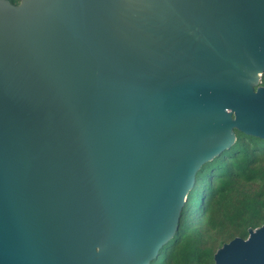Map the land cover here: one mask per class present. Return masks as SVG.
I'll list each match as a JSON object with an SVG mask.
<instances>
[{"label":"water","instance_id":"water-1","mask_svg":"<svg viewBox=\"0 0 264 264\" xmlns=\"http://www.w3.org/2000/svg\"><path fill=\"white\" fill-rule=\"evenodd\" d=\"M263 75L264 0H0V264H150ZM248 231L214 264H264Z\"/></svg>","mask_w":264,"mask_h":264},{"label":"trees","instance_id":"trees-1","mask_svg":"<svg viewBox=\"0 0 264 264\" xmlns=\"http://www.w3.org/2000/svg\"><path fill=\"white\" fill-rule=\"evenodd\" d=\"M263 223L264 139L237 131L236 143L197 173L178 231L150 264H214L218 248Z\"/></svg>","mask_w":264,"mask_h":264}]
</instances>
